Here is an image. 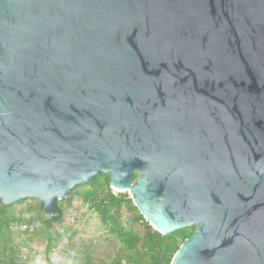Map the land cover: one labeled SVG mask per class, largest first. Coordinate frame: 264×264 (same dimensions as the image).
I'll list each match as a JSON object with an SVG mask.
<instances>
[{
    "label": "water",
    "instance_id": "1",
    "mask_svg": "<svg viewBox=\"0 0 264 264\" xmlns=\"http://www.w3.org/2000/svg\"><path fill=\"white\" fill-rule=\"evenodd\" d=\"M103 173L170 264H264V0H0V204Z\"/></svg>",
    "mask_w": 264,
    "mask_h": 264
},
{
    "label": "rangeland",
    "instance_id": "2",
    "mask_svg": "<svg viewBox=\"0 0 264 264\" xmlns=\"http://www.w3.org/2000/svg\"><path fill=\"white\" fill-rule=\"evenodd\" d=\"M106 177L107 174H102L98 182L102 184ZM89 190L91 186L80 184L67 198L58 200L57 206L62 210L59 215L37 211L40 203L37 199L7 205L8 213L25 223L21 226L11 224L8 231L0 233V264H8L10 260L16 264H86V259L91 264H109L117 254L123 256L116 235L99 220L90 202L82 200ZM110 190L131 198L127 192ZM30 209L34 211L29 212ZM135 214L125 208L119 223L124 230L141 233L142 227L134 220ZM48 219H53L50 226L44 224ZM48 245L50 250L45 251Z\"/></svg>",
    "mask_w": 264,
    "mask_h": 264
},
{
    "label": "trees",
    "instance_id": "3",
    "mask_svg": "<svg viewBox=\"0 0 264 264\" xmlns=\"http://www.w3.org/2000/svg\"><path fill=\"white\" fill-rule=\"evenodd\" d=\"M98 180L99 176H96L91 182L86 183L91 186V190L83 194L82 200L90 202L99 220L109 226V231L115 234L121 243V251L124 255L117 254L109 264H170L179 246L192 234L194 226L163 235L143 218L127 194H113L111 192L107 177L102 184ZM70 198L67 200L69 201ZM125 208L136 213L134 220L140 223L141 233L124 230L121 227L119 216ZM31 211H34V209L29 210V212ZM37 211H42L41 202ZM61 213L62 210L58 207L57 214ZM51 221L53 219L44 220V224L50 226ZM14 223L21 226L25 221L10 215L7 207L0 204V233L4 230L8 231L11 224ZM49 250L50 246L48 245L45 251ZM85 263L91 264L88 259ZM8 264L16 263L10 260Z\"/></svg>",
    "mask_w": 264,
    "mask_h": 264
}]
</instances>
